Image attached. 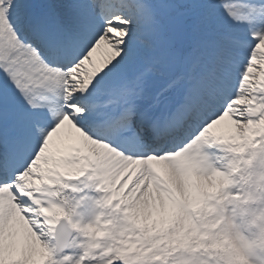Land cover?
<instances>
[{
  "label": "snow or ice",
  "instance_id": "obj_1",
  "mask_svg": "<svg viewBox=\"0 0 264 264\" xmlns=\"http://www.w3.org/2000/svg\"><path fill=\"white\" fill-rule=\"evenodd\" d=\"M252 176L264 0H0V264H264Z\"/></svg>",
  "mask_w": 264,
  "mask_h": 264
},
{
  "label": "rangeland",
  "instance_id": "obj_2",
  "mask_svg": "<svg viewBox=\"0 0 264 264\" xmlns=\"http://www.w3.org/2000/svg\"><path fill=\"white\" fill-rule=\"evenodd\" d=\"M100 55V54H99ZM221 131H228L227 128L225 129H221ZM71 141H65V143L63 145H61V147H66L68 143H70ZM222 153V152H221ZM219 156H224L220 155L219 153H217ZM192 172V169L190 166L186 165L184 168V173L182 174V176L180 177L179 180L176 181V196L177 198H179L181 201L183 199L189 198L191 196V189L190 186L188 184V182L186 181V179L184 178L187 175H190ZM181 180V181H180ZM227 207L228 210L230 211V207L229 204L227 203ZM91 218V213H86L84 216V219H90Z\"/></svg>",
  "mask_w": 264,
  "mask_h": 264
},
{
  "label": "bare ground",
  "instance_id": "obj_3",
  "mask_svg": "<svg viewBox=\"0 0 264 264\" xmlns=\"http://www.w3.org/2000/svg\"><path fill=\"white\" fill-rule=\"evenodd\" d=\"M181 181V180H180Z\"/></svg>",
  "mask_w": 264,
  "mask_h": 264
}]
</instances>
